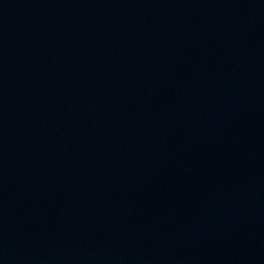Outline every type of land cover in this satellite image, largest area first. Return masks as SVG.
Masks as SVG:
<instances>
[{"label": "water", "instance_id": "water-1", "mask_svg": "<svg viewBox=\"0 0 264 264\" xmlns=\"http://www.w3.org/2000/svg\"><path fill=\"white\" fill-rule=\"evenodd\" d=\"M0 264H264V0H0Z\"/></svg>", "mask_w": 264, "mask_h": 264}]
</instances>
